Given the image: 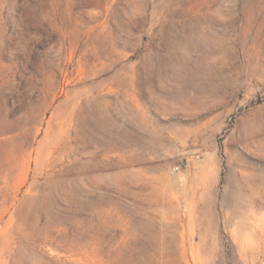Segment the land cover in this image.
Returning a JSON list of instances; mask_svg holds the SVG:
<instances>
[{
    "label": "rangeland",
    "instance_id": "1",
    "mask_svg": "<svg viewBox=\"0 0 264 264\" xmlns=\"http://www.w3.org/2000/svg\"><path fill=\"white\" fill-rule=\"evenodd\" d=\"M0 264H264V0H0Z\"/></svg>",
    "mask_w": 264,
    "mask_h": 264
}]
</instances>
